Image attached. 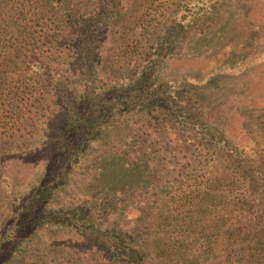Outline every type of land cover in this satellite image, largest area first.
<instances>
[{
    "label": "trees",
    "instance_id": "trees-1",
    "mask_svg": "<svg viewBox=\"0 0 264 264\" xmlns=\"http://www.w3.org/2000/svg\"><path fill=\"white\" fill-rule=\"evenodd\" d=\"M94 1L86 13L82 0H0V63L7 71H18L4 95L0 93V98L7 96L0 112L8 120L19 119L49 94L59 106L44 123L37 144L41 155L34 181L9 177L0 161V264H18L29 246L38 244L43 256L62 262L81 254L78 260L91 263L96 256L106 264H219L220 258L233 257L240 264H264V125L256 124L261 131L255 148L242 119L243 111L264 112V63L256 64L258 71L247 80L249 89L236 94L239 98L219 103L215 118L223 130L210 128L191 112L182 85L157 77L188 26L215 0L179 5L172 25L153 41L157 56L151 66L130 81L110 85L98 77L96 66L102 37L122 3ZM257 1L264 14V0ZM248 7H243V17L250 16ZM140 38L134 35L131 46ZM257 48L263 54V39ZM64 55L75 87L63 75L55 77L54 66ZM209 80L190 83L204 86L200 82ZM132 117L141 121L136 129L126 122ZM163 121L191 133L195 149L200 148L196 167L204 171L183 175L187 185H176L161 200L151 243L145 232L137 241L140 234L133 236L117 223L132 202L124 177L135 167L161 177L174 170L172 151L150 147L142 129L145 122L154 137ZM227 125L238 127L239 136L258 149L255 159L227 138ZM209 150L214 159L211 154L208 158ZM78 164L97 165L96 208H115L99 221L56 203Z\"/></svg>",
    "mask_w": 264,
    "mask_h": 264
},
{
    "label": "rangeland",
    "instance_id": "rangeland-1",
    "mask_svg": "<svg viewBox=\"0 0 264 264\" xmlns=\"http://www.w3.org/2000/svg\"><path fill=\"white\" fill-rule=\"evenodd\" d=\"M82 1L85 12L89 13L94 8L95 1ZM189 1L121 0L122 5L118 9L117 17L102 37V50L98 66H96L97 73L100 75L98 77L110 85L116 81H130L142 71H146L151 66L150 62L155 55L157 56L154 39L172 25L178 6ZM247 4L249 5L247 9L251 12L248 18L243 17L242 14L245 10L243 7ZM134 35L142 38L135 46H131ZM261 39L264 40V14L257 0H247L245 4L243 0H215L203 16L195 19L188 26L175 53L168 56L165 67L157 79L171 81V84L178 82L177 86L182 85L180 88L183 96L187 98L193 115L207 122L210 128L221 127L217 123L218 119L215 118L219 115V103H232L234 99H237L236 94L239 90L249 89L247 80L256 75L258 71L256 64L264 63V49L263 54H257V46L260 45ZM60 58L59 63L54 66L57 70L55 77L63 75L75 87L77 81L67 64L68 58L65 55ZM72 65L75 66V63L73 62ZM218 71L221 72L218 73ZM17 73L15 69L5 70L0 63V93L4 95L8 83L16 77ZM188 77L191 81H200L206 77L210 80L200 82L205 84L200 86L190 83L189 80L186 81ZM3 95L0 98L2 110L7 99V96L3 97ZM49 95H43L40 103L27 107L30 113L23 114L19 119L8 120L5 118L6 114L0 112V161L9 177L12 176L15 179L24 177L27 182L34 181L41 155L37 144L41 140L44 123L48 118L53 117L59 107L55 97ZM28 102L27 105L32 103V101ZM126 119L133 129L138 128L141 123L135 117ZM242 119L246 136L255 143L256 148L259 140L257 136L261 131L256 128V124L262 122L264 125V112L243 111ZM142 123H144L142 126L144 133L152 142L150 147L168 148L172 151L170 155L175 157L172 160L174 170L167 171L168 174L163 177L154 175L153 172L147 174L145 171L146 174H144L137 167L125 173L127 195H130L132 202L129 201L128 210L117 220V223L133 236L140 234L137 241L145 238V232L151 243L150 237L154 229L156 212L161 206L163 197L166 194H173L176 185L180 187L187 185V182H184V174L198 175L204 171V168L196 167L195 158H199L200 148L195 149V142L191 140L190 132L179 131L163 121L164 126H161L160 131L152 137L149 128H145V122ZM236 125L239 126L238 121ZM221 130H223L222 127ZM224 131L236 147L244 146L250 160L255 159L254 155L258 149L250 148L249 142L239 136L238 127L227 125V130L224 128ZM93 150H95L94 146ZM210 152L211 150L207 152L208 158H210ZM211 156L214 159L212 154ZM253 162L257 163V161ZM97 171V165L94 164L75 165L68 175L66 186L58 194L57 205L75 208L78 213L88 212L95 221H99L106 213L110 214L115 208L105 207L103 211H100L95 205L98 199L94 181ZM38 245L39 247L29 246L28 252L18 264H106L101 257L96 256L91 263L87 259L78 260L81 254L79 257L73 256L66 262L57 261L48 255L43 256L42 253L45 250H42L40 244ZM151 249L150 246L149 251ZM232 253H239V251L234 250ZM220 259L217 261H220L219 264H240L235 257L227 261Z\"/></svg>",
    "mask_w": 264,
    "mask_h": 264
}]
</instances>
